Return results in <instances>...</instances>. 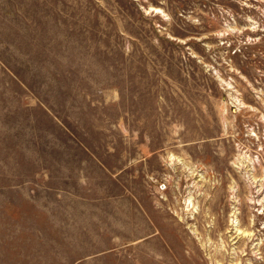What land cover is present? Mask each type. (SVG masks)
Instances as JSON below:
<instances>
[{"label": "rangeland", "instance_id": "obj_1", "mask_svg": "<svg viewBox=\"0 0 264 264\" xmlns=\"http://www.w3.org/2000/svg\"><path fill=\"white\" fill-rule=\"evenodd\" d=\"M0 264H264V0H0Z\"/></svg>", "mask_w": 264, "mask_h": 264}, {"label": "bare ground", "instance_id": "obj_2", "mask_svg": "<svg viewBox=\"0 0 264 264\" xmlns=\"http://www.w3.org/2000/svg\"><path fill=\"white\" fill-rule=\"evenodd\" d=\"M235 222H236V221H233V223H232V224H234ZM233 226L236 228V231H238V232H239L238 228L236 227V226H237V224H234ZM235 228H234V229H235ZM241 232H242V231H241ZM239 233H240V232H239ZM242 235H243V233H242ZM245 235L247 236V235H249V234H246V232H245V233H244V236H245ZM249 236H250V235H249Z\"/></svg>", "mask_w": 264, "mask_h": 264}]
</instances>
